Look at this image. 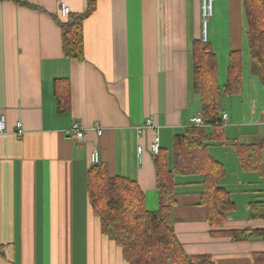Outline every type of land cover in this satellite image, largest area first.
<instances>
[{
  "label": "crops",
  "instance_id": "0c3cea01",
  "mask_svg": "<svg viewBox=\"0 0 264 264\" xmlns=\"http://www.w3.org/2000/svg\"><path fill=\"white\" fill-rule=\"evenodd\" d=\"M26 1L0 0V264H128L89 202L90 152L96 149L111 176L137 182L147 210L158 208L149 151L155 131L138 137L135 126L153 117L171 165L173 137L201 114L191 46L203 40L202 0H64L72 15L93 3L82 21L81 60L64 54L60 0ZM246 29L243 0H213L205 30L220 86L230 52L240 50L242 59V89L226 93L220 105L219 116L227 113L224 136L206 149L223 165L220 184L234 202L220 227L207 218L201 172L174 176V232L186 254L209 256L211 264H264V256L257 258L264 239L212 232L264 228V218L249 214L250 202L264 201V85L251 68ZM57 80L69 97L61 110ZM74 122L86 127L81 142L67 132ZM237 143H260L257 167L242 166Z\"/></svg>",
  "mask_w": 264,
  "mask_h": 264
},
{
  "label": "trees",
  "instance_id": "16d2710c",
  "mask_svg": "<svg viewBox=\"0 0 264 264\" xmlns=\"http://www.w3.org/2000/svg\"><path fill=\"white\" fill-rule=\"evenodd\" d=\"M27 4L26 0H13ZM93 8L91 2L84 13L60 19L64 54L69 58L83 59L82 21ZM247 23L246 37L252 70L264 85V0H243ZM193 86L200 95L203 125L187 127L173 137L172 163L165 151L159 149L154 157L159 204L156 210H147L144 194L137 182L121 175L111 176L106 164H91L87 171L88 197L94 214L100 220L101 231L109 234L121 247L128 264H211L209 256L188 255L183 250L173 228L171 212L175 205L174 176L199 173L202 178L201 200L207 208L212 227H220L226 214L233 209L230 192L220 184L225 175L223 165L206 152L209 142L224 136L219 116L222 94H237L242 89L241 52L229 54L227 78L222 86L217 79L218 62L206 40L195 39L191 46ZM56 81L58 109L68 106L69 97L62 95L64 86ZM211 127L207 131L205 126ZM261 145L236 144L242 166L252 169L259 165ZM251 218H264V201L250 202ZM235 241L252 238L264 239V228L214 229ZM264 253L257 255L262 259Z\"/></svg>",
  "mask_w": 264,
  "mask_h": 264
},
{
  "label": "built area",
  "instance_id": "2783aa9c",
  "mask_svg": "<svg viewBox=\"0 0 264 264\" xmlns=\"http://www.w3.org/2000/svg\"><path fill=\"white\" fill-rule=\"evenodd\" d=\"M212 6H213V0H202V25H203V36L202 39L205 41L206 40V23L208 18L212 15ZM70 13V8L69 6L66 4V2L64 0H60L59 1V16L61 19H66L68 17ZM262 115H263V122H264V109L262 111ZM221 118L223 122L227 121V113L226 112H222L221 113ZM190 122L193 125H203V119H202V115L201 114H196L195 116L190 118ZM5 128V120H4V116H1L0 118V133L3 132ZM93 129L95 130V132L100 135L102 133V127L99 124H95ZM136 132H137V136L140 137L144 134L146 129H152L155 131L152 140L149 144V151L150 153L155 157L160 149V139L157 133V129L158 126L154 123L153 117L152 116H148L145 118V120L140 123L137 124L135 126ZM86 127L81 125L78 122H74L72 124V126L67 130L69 136L77 141V142H81L84 140L85 138V134H86ZM16 132L17 134H22L23 129L21 126L20 122H17L16 124ZM142 153H143V146L141 144L137 145V157L138 160L141 159L142 157ZM99 159H98V153L96 151V149H93L90 152V163L94 164V163H98Z\"/></svg>",
  "mask_w": 264,
  "mask_h": 264
},
{
  "label": "rangeland",
  "instance_id": "374dc122",
  "mask_svg": "<svg viewBox=\"0 0 264 264\" xmlns=\"http://www.w3.org/2000/svg\"><path fill=\"white\" fill-rule=\"evenodd\" d=\"M225 94H222V97H221V105H222V103H223V96H224ZM225 165L228 167V165H229V161H228V158L227 157H225ZM229 167H231V166H229Z\"/></svg>",
  "mask_w": 264,
  "mask_h": 264
}]
</instances>
